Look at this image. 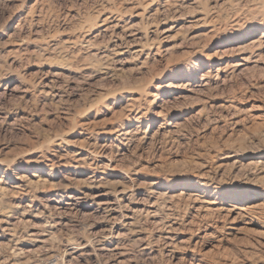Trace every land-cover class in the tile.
I'll list each match as a JSON object with an SVG mask.
<instances>
[{"label": "rangeland", "instance_id": "374dc122", "mask_svg": "<svg viewBox=\"0 0 264 264\" xmlns=\"http://www.w3.org/2000/svg\"><path fill=\"white\" fill-rule=\"evenodd\" d=\"M0 264H264V0H0Z\"/></svg>", "mask_w": 264, "mask_h": 264}, {"label": "bare ground", "instance_id": "6f19581e", "mask_svg": "<svg viewBox=\"0 0 264 264\" xmlns=\"http://www.w3.org/2000/svg\"><path fill=\"white\" fill-rule=\"evenodd\" d=\"M126 29V28H125ZM94 183V182H93ZM121 191V190H120ZM118 248V247H117ZM53 257V256H52ZM64 259V258H63Z\"/></svg>", "mask_w": 264, "mask_h": 264}]
</instances>
